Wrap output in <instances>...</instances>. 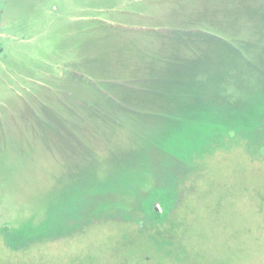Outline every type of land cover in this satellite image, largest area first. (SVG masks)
<instances>
[{
  "label": "rangeland",
  "instance_id": "obj_1",
  "mask_svg": "<svg viewBox=\"0 0 264 264\" xmlns=\"http://www.w3.org/2000/svg\"><path fill=\"white\" fill-rule=\"evenodd\" d=\"M111 25L121 27L114 30L119 39L113 47L105 42L114 32ZM162 27L169 35L189 29L198 36L167 37L162 46L148 35L150 28ZM190 38L194 41L184 46ZM132 48V55L143 59L151 53L157 60L174 56L176 63H192L199 86H183L187 93H204L219 104L248 98V124L252 114L261 115L254 108L264 97V0H0V117H17L24 102L34 110L40 103L55 104L48 98L67 86L68 74L55 79L50 73L68 58L70 86L76 85L74 74H89L102 77L99 84L109 83L111 94L131 93L130 86L158 75L130 54L123 58ZM197 64L203 68L195 71ZM124 104L131 106V100ZM255 124L247 130L251 142L231 140L230 147L207 158V168L180 186L169 223L155 225L136 199L120 198L132 209V221L102 220L22 251L7 248L0 235V264H264V115ZM90 126L75 131L101 152L140 146L121 124ZM81 142L70 137V145L78 148ZM151 160L152 182L164 186L173 162L159 154ZM175 176L187 178L182 170ZM86 196L81 199L90 209L96 198ZM15 206L9 200L0 203V224ZM155 241L172 245L159 248Z\"/></svg>",
  "mask_w": 264,
  "mask_h": 264
},
{
  "label": "trees",
  "instance_id": "obj_2",
  "mask_svg": "<svg viewBox=\"0 0 264 264\" xmlns=\"http://www.w3.org/2000/svg\"><path fill=\"white\" fill-rule=\"evenodd\" d=\"M108 27L113 31L121 28ZM150 29L148 35L162 46L168 42L167 37L198 36L197 31L189 29L170 35L166 27ZM117 39L114 31L105 42L113 47ZM192 39H185L184 46ZM131 50L135 49L126 50L123 58L133 56ZM148 55L145 59L139 55L132 59L149 65V71L157 77H149L147 84L130 86L131 93L122 89L124 97L109 93V83L99 84L102 77L89 74H83L84 78L74 74L76 85L70 86L69 73L67 86L59 87L55 97L48 98L55 104L40 103L34 110L24 102L17 117L7 113L6 118L0 117V203L9 200L17 204L8 221L0 224L7 248L22 251L65 239L102 220L132 221V209L120 198L136 199L147 220L155 225L169 223L179 203L180 186L207 168L205 161L209 156L230 147L231 140L246 137L251 142L247 130L257 125V117L264 115V97L254 108L261 115L252 114L255 118L248 124V98L219 104L204 93H187L183 86H199L194 77L197 72L190 71L192 63H176L174 56L157 60L151 53ZM202 62L205 61H198ZM201 64L199 69L203 68ZM160 68L162 73L158 72ZM199 69L197 64L195 71ZM130 100L131 106H126L124 102ZM111 122L121 124L140 146L116 145L113 151L101 152L75 131L88 124L104 127ZM72 135L82 141L78 148L70 145ZM152 154L167 156L173 162L164 186L152 182ZM179 170L187 178L175 176ZM86 194L96 198L90 209L81 199ZM115 212L121 215L118 217ZM155 244L159 248L172 245L168 241Z\"/></svg>",
  "mask_w": 264,
  "mask_h": 264
},
{
  "label": "flooded vegetation",
  "instance_id": "obj_3",
  "mask_svg": "<svg viewBox=\"0 0 264 264\" xmlns=\"http://www.w3.org/2000/svg\"><path fill=\"white\" fill-rule=\"evenodd\" d=\"M60 62L59 65L56 67V73H50L53 77L55 76V79H58L59 77L64 78V73L69 74L70 73V58H68L67 61ZM63 63V65H62ZM56 74V75H54Z\"/></svg>",
  "mask_w": 264,
  "mask_h": 264
}]
</instances>
